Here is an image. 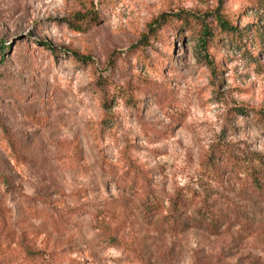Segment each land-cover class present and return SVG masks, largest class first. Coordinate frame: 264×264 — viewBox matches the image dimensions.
Here are the masks:
<instances>
[{"label":"rangeland","instance_id":"obj_1","mask_svg":"<svg viewBox=\"0 0 264 264\" xmlns=\"http://www.w3.org/2000/svg\"><path fill=\"white\" fill-rule=\"evenodd\" d=\"M180 10L224 12L258 42L219 34L209 66L186 28L153 22ZM76 11L97 20L73 31ZM261 111L264 5L0 0V264H264V203L211 164L222 144L264 155ZM126 159L151 170L164 210L195 190L231 224L146 220L116 184Z\"/></svg>","mask_w":264,"mask_h":264},{"label":"trees","instance_id":"obj_2","mask_svg":"<svg viewBox=\"0 0 264 264\" xmlns=\"http://www.w3.org/2000/svg\"><path fill=\"white\" fill-rule=\"evenodd\" d=\"M242 3H250L253 6L264 5V0H241ZM214 20L208 21L205 16H198L192 12L180 10L176 13L163 12L156 19L164 24H170L174 30L186 28L194 35L197 41V56L199 60H205L209 66L212 64L208 59V48L212 47L219 34H223L226 38L242 40L243 36L252 37L251 42H258L256 35L245 29H238L233 25V19L224 12L213 13ZM96 17L86 16L74 12L72 17L68 19L70 28L73 31L80 32L82 26L96 21ZM214 22V23H213ZM176 23V24H175ZM251 34V35H250ZM51 46H49L50 48ZM201 51H204L202 54ZM81 58L79 55H76ZM83 59V58H82ZM157 69V68H156ZM149 82V79L145 78ZM148 90L152 91L151 94L158 96L157 87L149 86ZM163 94V93H162ZM264 116V111H261ZM77 145H74V148ZM212 168L216 172H231L239 183L243 192L249 194V198L255 202L264 203V155L258 152H251L250 155L245 154L243 151L237 153L236 149L229 147V145H217L211 154ZM128 170L120 175H115L116 184L121 187L125 192L135 195L139 207L146 220L152 219L154 216H160L163 212L164 215L159 217V220L171 224L172 228L180 226V229H186L189 226L202 228L211 234H217L223 223L231 224L228 217L214 208L213 203H207L206 199L201 198L195 190L183 191L178 190L170 200V207L167 210L163 209V199L156 192L152 186V172L144 166L133 162L131 159H126ZM221 168V169H220ZM115 172V171H114ZM110 170V173H114ZM0 181L9 186V181L6 176L0 175ZM194 208L195 213L187 216V210ZM234 213V219L238 221L243 227L250 221L246 218H241V212L230 207L228 209Z\"/></svg>","mask_w":264,"mask_h":264}]
</instances>
